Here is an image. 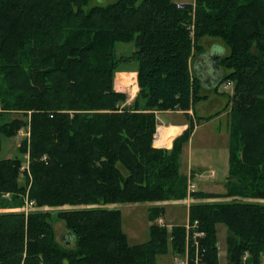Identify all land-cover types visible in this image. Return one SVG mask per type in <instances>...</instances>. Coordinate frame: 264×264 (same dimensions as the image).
Masks as SVG:
<instances>
[{
    "label": "trees",
    "instance_id": "1",
    "mask_svg": "<svg viewBox=\"0 0 264 264\" xmlns=\"http://www.w3.org/2000/svg\"><path fill=\"white\" fill-rule=\"evenodd\" d=\"M99 1L0 0V114L30 113L29 142L19 146L31 159L29 198L59 206L231 197L189 204L188 220L205 232L201 259L220 264L222 223L226 264H264V202L255 201L264 199V0H194L182 8L172 0ZM204 37L227 48L221 81L233 84L222 193L188 191L180 171L195 123L212 116L190 119L170 149L153 146L156 112L186 111L200 98L190 61L203 52ZM131 42L130 54L116 53L117 43ZM125 61L138 65L139 89L128 104L114 89ZM24 125L14 117L0 124V134L13 137ZM19 166V157L0 159V208L23 202ZM161 209L150 207L151 221ZM120 214L59 210L73 238L66 245L49 212H0V264H156L169 237L174 252L184 250L183 225L168 232L153 222L148 242L129 245Z\"/></svg>",
    "mask_w": 264,
    "mask_h": 264
},
{
    "label": "rangeland",
    "instance_id": "2",
    "mask_svg": "<svg viewBox=\"0 0 264 264\" xmlns=\"http://www.w3.org/2000/svg\"><path fill=\"white\" fill-rule=\"evenodd\" d=\"M114 0H100V3L106 4ZM175 4H194V0H172ZM93 3V2H91ZM20 12L23 10L20 9ZM187 27L191 30L190 36L193 37L194 34V23L193 18L191 17V22L187 24ZM51 30L47 34V37H50ZM217 41V40H216ZM201 46L204 49H208L210 44L213 42V39L204 37L201 39ZM132 43H117L116 53L124 54L127 53L128 49L132 47ZM191 63V61H190ZM193 72V71H192ZM195 75V73L193 72ZM120 73L117 74V79L121 80L124 83ZM130 81V79H129ZM125 84V83H124ZM228 82L225 81L212 91H204L199 86L198 95L199 99L195 102L194 106L197 104V111L203 112L204 115H216L217 112L229 111L230 114V97L231 92L233 91V84L227 86ZM231 94V95H230ZM129 97V96H128ZM128 104V103H127ZM194 106L192 110L194 109ZM14 117H19L25 120L26 125L21 127L17 135L13 137H5L0 134V140L2 147L0 150V159L2 158H20L19 166V181L25 185L26 192L23 196V202L18 207L13 208H0V212L5 211H15L23 212L27 215L30 212L43 211L49 212L52 216L51 225L54 230L56 238L62 242L61 238L64 236L66 231L65 221L58 219L56 217L57 212L60 210H78V209H90V208H108V209H119L121 215V228L126 236L127 243L129 245H138L145 242H148L150 239V225L153 223L157 224V219L160 217L165 222V227L158 225L159 227L166 228L168 232L171 231L170 226L184 225L187 222V207L184 203L178 202H166L161 204V211L159 216H157L153 221L150 220L149 209L150 204L146 202H136V203H108L105 205L99 204H64L59 206H38L33 200V206L28 207L27 202L31 200L28 196V190L32 183V174H31V159L29 153L26 151L20 153L19 146L20 143L26 138V142H29L30 134V113L26 115L15 114V113H1L0 114V124L8 121ZM198 117V116H197ZM196 120V116H195ZM157 122V118H156ZM229 123L230 115H222L214 120H211L197 130H194L191 134L190 144L192 145V157L193 164L198 163V168L193 170L194 174L189 176V181L192 184H195V191H201L200 189H223L225 191V183L228 174V158H229ZM157 125V124H156ZM205 138V142L202 141V138ZM191 148V147H190ZM191 151V149H190ZM190 151L184 156V159L188 158L191 160ZM46 156H43V159ZM188 162V161H187ZM58 183L62 184V179H58ZM188 184V178H187ZM205 192V191H203ZM222 193V192H219ZM3 198L11 200V196L8 193L3 194ZM189 197V196H187ZM186 197V198H187ZM232 198H192L190 197V203L195 202H213V201H229ZM248 201H253L254 199H243ZM264 202V199H256L255 201ZM168 201V200H167ZM218 229L217 235V246L219 250V260L220 264H226L225 260V233L224 229L227 230V227L222 224H216V231ZM68 233V232H67ZM227 233V231H226ZM169 242L167 244V250L163 254H160L156 257V264H174V256L180 255L183 253L174 252L171 248L170 237L168 238ZM67 243L69 245L73 242V238L67 236ZM71 245V244H70ZM201 246H199V250ZM225 260V261H224Z\"/></svg>",
    "mask_w": 264,
    "mask_h": 264
},
{
    "label": "crops",
    "instance_id": "3",
    "mask_svg": "<svg viewBox=\"0 0 264 264\" xmlns=\"http://www.w3.org/2000/svg\"><path fill=\"white\" fill-rule=\"evenodd\" d=\"M212 44H218L222 48H224V54L223 55H225L227 53V48L221 42L213 41L210 44V46ZM132 45L133 46L130 49H128L127 53H125V51H123L124 54H130L134 50V44L132 43ZM117 54H119V53H117ZM197 56L198 55H194L192 60H191V63H190V68H191V71H193V72H194L193 67H194V63L196 61ZM216 64L219 65V61H217ZM137 67H138V65L136 62L125 61L123 63H120L118 69L115 72L114 89L126 93V95H127L126 103H130L133 100V98L135 97V95L139 89L138 84H137ZM118 73H120L121 76L123 77L122 79L124 80L125 84L122 83L121 80L116 81ZM223 74H224V71H223ZM195 76H196V74H195ZM129 79H130V81H129ZM220 83H221V81L219 82L218 85H220ZM200 87L204 91H212L213 89L216 88V87L205 88L202 86H200ZM232 92H231V94H232ZM197 110H198V108H197V104H196L194 106L193 110L192 109H188L186 111H183V110H163V111L156 112L157 125H156V131H155L156 136L153 138V146L159 147V148L170 149L172 147V142H173L174 138L179 136L185 129H187L188 124L190 122V119H193V122H195V116H198L201 118L209 117V116H212V117H210L209 119L202 120L199 123H195L193 131L197 130L199 127H201L205 123H207L211 120H214L218 117H221L222 115H226L227 117H229V115H230L229 111L217 112V113H215L216 115H214V114L213 115L212 114L211 115H204L203 112H200ZM201 138H202V141L205 142L206 139L203 137H201ZM190 139H191V137H190ZM190 149H191V151H190ZM189 151H190V155H191V160L188 158L184 159V156ZM192 161H193L192 145L190 144V140H189L186 144L183 145L182 152L180 155V171L184 175H186L187 177L194 174V172L196 171L195 168H198V163L193 164ZM193 170H195V171L193 172ZM193 187H195V184L193 185ZM193 189L195 190V188H193ZM200 190L205 191V192H212V193L223 192L222 191L223 189H219V188H217L215 190L214 189H200ZM189 201H190V197H187V198H184L181 200L153 201V202H146V203L148 205L150 204V207L162 206L161 204L166 203V202L184 203L187 207V220H188V207L190 204ZM218 229L219 228H217V233H218ZM226 231L227 230L224 229L225 239H226V235H227ZM64 233L68 237H70L67 232H64ZM225 260H227V258H226V241H225Z\"/></svg>",
    "mask_w": 264,
    "mask_h": 264
},
{
    "label": "water",
    "instance_id": "4",
    "mask_svg": "<svg viewBox=\"0 0 264 264\" xmlns=\"http://www.w3.org/2000/svg\"><path fill=\"white\" fill-rule=\"evenodd\" d=\"M224 48L218 44H212L204 52L200 53L194 63V72L199 80L200 86L205 88L217 87L223 76V68L216 62L224 56ZM70 239V237H69ZM67 243V235L61 238Z\"/></svg>",
    "mask_w": 264,
    "mask_h": 264
},
{
    "label": "built area",
    "instance_id": "5",
    "mask_svg": "<svg viewBox=\"0 0 264 264\" xmlns=\"http://www.w3.org/2000/svg\"><path fill=\"white\" fill-rule=\"evenodd\" d=\"M178 7H183V4H177ZM192 188L193 186L190 185ZM27 206H33V201H26ZM159 225H165L161 218L157 219ZM205 236V232L199 228L198 220L187 221L185 224V246L183 253L174 256V264H204L201 259L199 250L200 241Z\"/></svg>",
    "mask_w": 264,
    "mask_h": 264
},
{
    "label": "bare ground",
    "instance_id": "6",
    "mask_svg": "<svg viewBox=\"0 0 264 264\" xmlns=\"http://www.w3.org/2000/svg\"><path fill=\"white\" fill-rule=\"evenodd\" d=\"M198 79V78H197ZM222 80V79H221Z\"/></svg>",
    "mask_w": 264,
    "mask_h": 264
}]
</instances>
